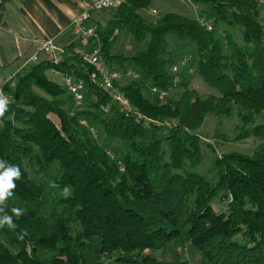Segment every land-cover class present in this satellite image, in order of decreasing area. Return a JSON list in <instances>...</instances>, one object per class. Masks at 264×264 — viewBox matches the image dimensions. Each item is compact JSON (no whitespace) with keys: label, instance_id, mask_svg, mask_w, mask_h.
<instances>
[{"label":"trees","instance_id":"obj_1","mask_svg":"<svg viewBox=\"0 0 264 264\" xmlns=\"http://www.w3.org/2000/svg\"><path fill=\"white\" fill-rule=\"evenodd\" d=\"M9 1L1 0L0 12ZM194 1L211 6L201 14L212 26L222 21L240 27L243 45L230 40L225 52L201 17L165 13L147 20L141 11L152 0H123L107 27L96 25L107 64L140 75L117 85L140 122L118 110L112 95L94 83V68L72 49L60 62L34 63L2 86L12 100L0 117V161L18 167L21 176L0 213L15 224L0 227V264H188L179 256L164 262L148 253L176 240L191 243L207 264H264V5ZM122 27L136 42L145 41L143 50L112 53ZM171 35L195 45V72L218 95L201 97L189 89L184 70L178 84L183 94L169 98L178 87L171 66L180 60L164 58ZM49 70L85 83L87 109L70 115L72 96L47 76ZM153 87L168 96L159 98ZM108 105L110 112H103ZM209 114L235 115L238 139L262 140L251 155L216 157V184L186 168L201 162L196 132ZM82 118L100 124L108 139L128 142L127 152L119 157L109 143H99ZM219 192L229 198L225 212L212 206ZM13 207L22 215L15 216Z\"/></svg>","mask_w":264,"mask_h":264},{"label":"rangeland","instance_id":"obj_2","mask_svg":"<svg viewBox=\"0 0 264 264\" xmlns=\"http://www.w3.org/2000/svg\"><path fill=\"white\" fill-rule=\"evenodd\" d=\"M261 4L264 5V0H260ZM118 8L113 10H104L106 14L100 15L99 21L92 20L91 23L95 26L99 24L101 27H107V23L111 18H114L115 12ZM152 10H155L152 12ZM211 11V6L201 1L194 0H154L152 7L148 14L146 10L142 13L146 14V18L150 20L159 19L165 13H176L189 18L198 19L199 17H204L205 14ZM99 13V12H98ZM260 20L264 24V12L260 16ZM99 22V23H97ZM211 23V21H209ZM212 24V23H211ZM213 32L216 39H220L223 42L224 51L229 50V41L233 40L239 45H243V36L240 27H232L227 25L226 22L218 21L215 26H213ZM115 40L112 47L113 54H123L125 56H132L137 52L143 50L144 42H136L130 33L127 32L125 27L117 29L115 32ZM169 53L164 55V58H171V61L180 59L184 56H195L196 47L190 41H178L174 35L168 37ZM193 56V57H194ZM53 79V78H52ZM62 82V79L59 80ZM187 87L189 89H195L198 91L201 97H206L209 94H216V90L210 87L198 73L193 75H188L186 77ZM64 84V81H63ZM64 87V85H62ZM185 87L181 84L175 88V90L170 94L169 98L178 99L184 92ZM34 91L38 95L46 96L43 91L34 87ZM144 94L149 97L150 95L144 91ZM150 98V97H149ZM165 99L164 101H166ZM73 106V104H72ZM73 107H71L72 109ZM70 109V110H71ZM87 109V103L82 107V110ZM262 122V120H258ZM240 125L239 119L234 115L231 117L219 116L215 114H209L204 120L202 126L197 130L199 135V143L201 149V162L197 165H191L187 162L186 168L188 170L196 171L205 176V178L212 184H216L218 181L217 169L213 164V160L216 157L221 158L224 154L238 152L243 154L251 155L253 150L262 142L260 138L255 136H250L246 139H238V133ZM96 129L97 141L101 144H108L111 146L115 154L120 155L127 152L129 147H127L128 142L121 139H108L103 127L97 124ZM167 131L165 127H162V132ZM166 146V144H164ZM54 195V194H53ZM229 203V198L223 197V192H219L218 196L212 201V206L217 212L227 211V206ZM193 249L191 243H184L181 241H172L166 247L159 251H149L148 253L155 255L158 259L164 262H172L178 256L182 259H195L191 255L190 250ZM199 262H205L204 259H200Z\"/></svg>","mask_w":264,"mask_h":264},{"label":"crops","instance_id":"obj_3","mask_svg":"<svg viewBox=\"0 0 264 264\" xmlns=\"http://www.w3.org/2000/svg\"><path fill=\"white\" fill-rule=\"evenodd\" d=\"M93 1L10 0L7 2L0 12V88L32 64L46 60L48 56L40 51V48L49 39H54L66 51L79 45V39L71 31V24L74 18ZM153 1L146 9V14L150 11ZM142 11V16L146 18V14ZM153 11L155 10L151 13ZM104 14H106L104 11L96 12L92 20L102 22L99 17ZM33 56L38 57L37 62L31 61ZM46 74L54 82L64 85V76L61 73L49 70ZM60 78L62 82L59 81ZM190 253L196 258L193 260L182 258L188 264H196L203 258L201 252L194 246Z\"/></svg>","mask_w":264,"mask_h":264},{"label":"built area","instance_id":"obj_4","mask_svg":"<svg viewBox=\"0 0 264 264\" xmlns=\"http://www.w3.org/2000/svg\"><path fill=\"white\" fill-rule=\"evenodd\" d=\"M123 0H94L90 5L80 12L72 21L71 31L75 37L79 39L80 44L73 47L74 53L88 65L94 68L97 77L93 80L96 85L104 89L106 92L112 95L113 104L117 106L118 110L123 112L125 116L135 117L137 122H140L141 115L138 110L135 109L130 100L119 90L117 85H121L126 79L140 78L138 72L132 68H112L110 67L102 54V48L100 43V37L97 27L91 23L92 16L96 12L104 10L116 9ZM1 2V0H0ZM200 18V17H199ZM200 23L208 30H212V24L201 17ZM40 51L44 52L48 57V60L54 62H60L63 54L66 52L65 48L59 46L54 39H49L40 48ZM38 57L33 56L31 61L37 62ZM192 56H184L179 61L171 66V71L175 77L173 79V85L177 86L180 81L179 74L185 70L186 75H193L195 73V65H192ZM64 86L69 94L72 96L73 108L70 110V115L75 116L76 113L82 109L86 103V88L85 83L76 78L73 74H67L64 76ZM154 95L159 98H166L169 94L166 90H160L156 87L151 89ZM0 98L7 101L6 105L10 104L12 96L3 92L0 88ZM102 111L105 113L110 112V106H102ZM79 122L89 128L91 134L97 138V129L95 126H91L86 119H80ZM112 158L114 155L109 153ZM196 264H207L205 262H198Z\"/></svg>","mask_w":264,"mask_h":264},{"label":"clouds","instance_id":"obj_5","mask_svg":"<svg viewBox=\"0 0 264 264\" xmlns=\"http://www.w3.org/2000/svg\"><path fill=\"white\" fill-rule=\"evenodd\" d=\"M7 101L3 98H0V117H3L6 111ZM4 161H0V213L4 212L3 205L6 200L13 195L12 190L15 188L14 180L19 179L21 172L18 167L8 165L5 166ZM64 194L68 195L69 191L67 188L64 189ZM11 212L19 217L22 215V210L20 208L13 207ZM8 225L9 228H14L15 224L13 223L12 217L4 214L0 217V227Z\"/></svg>","mask_w":264,"mask_h":264}]
</instances>
